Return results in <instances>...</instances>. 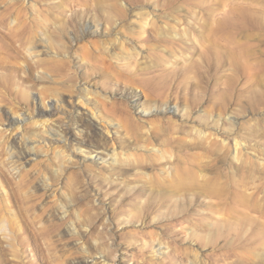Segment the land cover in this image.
I'll use <instances>...</instances> for the list:
<instances>
[{
  "label": "rangeland",
  "instance_id": "obj_1",
  "mask_svg": "<svg viewBox=\"0 0 264 264\" xmlns=\"http://www.w3.org/2000/svg\"><path fill=\"white\" fill-rule=\"evenodd\" d=\"M18 7L44 26L0 68V211L23 236L16 261L264 264V0H0L8 27ZM240 57L249 85L229 66ZM207 60L222 63L210 78ZM158 81L166 102L139 85ZM197 87L205 101L189 109Z\"/></svg>",
  "mask_w": 264,
  "mask_h": 264
},
{
  "label": "bare ground",
  "instance_id": "obj_2",
  "mask_svg": "<svg viewBox=\"0 0 264 264\" xmlns=\"http://www.w3.org/2000/svg\"><path fill=\"white\" fill-rule=\"evenodd\" d=\"M92 1H93V4H95L96 0H92ZM15 8L16 7L14 5V10H15ZM6 9L4 10V12L0 13V68H2L3 65L6 64V63H11V64L15 63V64H17L16 61L21 57V55H20L22 53V52L20 53L21 49H24L23 47H27V45L29 47V44H33V42L37 38H39L38 36H40L39 35V32H41L40 30L43 29V27H42L43 24H41V23H43L42 20H41L42 21L41 23L39 22V20L37 22L36 19H30L29 20L27 17H25V15L23 14V11L21 12L20 8H19L18 11H16L17 15L15 16V18L17 17V19H16L17 20L16 21L17 24L13 25L12 27H8L7 19L9 18L8 16L10 14L6 11ZM14 10L12 12H14ZM202 34H203V32H202ZM209 34H211V33H208V35H206V36H209ZM216 34H219L220 36H224L225 38L230 36V33L227 32V31H217ZM207 38H210V36L207 37ZM115 39L117 41H119L118 37H116ZM98 45L102 46V48H103L102 50L105 51V53L107 54V56H109V58L113 57V54H111L112 56L108 54V53H110V50L113 49L112 45H110V44H106L105 45L103 43L102 44L91 43V46L98 47ZM14 53H15V55H14ZM240 58H241V60L235 61L236 60L235 59L234 62L229 64V66H234V68L237 70V76H236V80L237 81H244L243 85H249V84L253 83L258 78V76L253 73V69L251 67V61L246 60V58H244V57H240ZM100 61H101V65H103V66H101L102 67V71L101 72H102V74H104L105 68L109 71L111 66H107V67L104 68L105 61H103V60H100ZM207 61H208V63H206V65L203 66V69H205L204 70L205 72L203 73V77L208 75L209 78H210V74H212L213 70L215 68H216V70H219V66H221L222 63L218 62V64H216V63L214 64L212 62V60H207ZM8 66H9V64H8ZM97 69L100 70V68H97ZM111 79H114L115 81L116 80L126 81V80L122 79V77L120 75H117V74H112ZM216 83H217V80H216ZM0 85L3 86L6 91H7V88L11 86V84L8 81V79L6 80V79H3V78H0ZM139 85L146 92L145 96L153 98V100H155L156 102H158V101L166 102L167 98L172 95V92H169L167 94L164 92L163 88L165 90L169 91L171 87H170V85L168 83H165V82H162V81L156 82L155 85L154 84L150 85V84H148L146 82L142 83V84L140 83ZM194 89H196L194 91L197 92V93L195 94L193 102L190 103V105L188 107L189 109H193L196 106H198L199 103H202L203 101H205V100H203L202 98L199 97V94L201 93V91H202L201 89L202 88L197 87V88H194ZM223 92H224V95H226V94H230L231 95L232 94L233 101H235V99H237L240 96L241 89L238 90V88L234 84L225 83ZM188 96H191V95L186 94V97H188ZM21 97H22V95H21ZM163 98H165V101H164ZM176 100L179 103H181L182 97L178 94L177 97H176ZM223 101H224V104H220V106L218 107V109H220V110L225 109L228 106L227 102L225 100H223ZM205 116H207V118L209 120L212 118V121H213L214 124H218L220 122V120H221L220 117L217 118V119H214L213 116H212V113H210V112L207 113ZM225 121L230 122V121H228V119L225 120ZM232 140L234 141V143H233L234 144L233 159L237 160V159L240 158L239 157L240 153H241L240 152V149H241L240 146H242V143L236 137L233 138ZM221 142H222V150L224 151L226 149V147L228 146L227 144H229V143H226L224 139H223V141L221 140ZM223 157L225 158V154H224ZM219 158L221 160L220 156H219ZM248 161L249 160H246L247 163H248ZM243 162H244V160L241 163H243ZM221 163H223V161ZM244 164H245V162L243 163V165ZM245 166H246V164L244 165V168H246ZM255 166H257V165H255ZM249 168L251 170L252 167H248V170H249ZM259 168H260V165H259ZM244 170L245 169H243V171ZM248 173H249V171H248ZM252 173H253V171H252ZM191 184L193 185L192 182H190V185ZM210 193L212 195L214 194V196H216V197L219 195L218 191H214V190H211ZM241 199L242 198L240 196H238L237 200L240 203H241ZM243 205H245V204H243ZM0 209L2 210V208H0ZM4 223H8V226H9L10 230L15 233L14 235H12V234L9 235L10 238H7L8 234L6 233V229H5L6 226L4 225ZM17 227H18V222L16 220L8 221L7 218L0 211V231H2V234H1L2 237L0 236V264H19L16 261V259H17V250H16V247H14V246H15V243L20 244L21 237H23V236H22V234L18 233L19 230H17ZM4 243H7V248L3 247ZM158 249H160V247ZM9 254H11V256H13L12 260L7 259V255H9ZM213 263L215 264V262H213ZM195 264H197V263H195Z\"/></svg>",
  "mask_w": 264,
  "mask_h": 264
}]
</instances>
